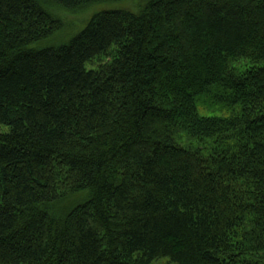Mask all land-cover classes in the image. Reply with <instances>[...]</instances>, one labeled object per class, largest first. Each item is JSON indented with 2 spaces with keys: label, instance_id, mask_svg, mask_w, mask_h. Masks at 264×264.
Returning <instances> with one entry per match:
<instances>
[{
  "label": "trees",
  "instance_id": "1",
  "mask_svg": "<svg viewBox=\"0 0 264 264\" xmlns=\"http://www.w3.org/2000/svg\"><path fill=\"white\" fill-rule=\"evenodd\" d=\"M121 1L0 0V264H264V0H138L38 47Z\"/></svg>",
  "mask_w": 264,
  "mask_h": 264
},
{
  "label": "rangeland",
  "instance_id": "2",
  "mask_svg": "<svg viewBox=\"0 0 264 264\" xmlns=\"http://www.w3.org/2000/svg\"><path fill=\"white\" fill-rule=\"evenodd\" d=\"M142 3L138 0H125L121 2H114V3H104L98 4L95 6L90 7L84 11H80L82 13H72L63 10H58V17L61 19L63 23V28L60 32L55 34L52 38L41 42L38 47L40 48H48V47H58L65 43H67L72 37L78 34L86 24L96 15L102 12L107 11H125V12H132L138 14L141 12ZM217 51V50H215ZM217 53V52H216ZM107 62V61H106ZM100 66V62H96L94 65V69ZM243 66L241 64L236 65V69L240 72ZM200 112L202 115L205 116H227L229 111L223 110H214L208 111L205 109L200 108ZM8 131V129L3 128L0 126V133ZM167 261L163 260L157 264H166Z\"/></svg>",
  "mask_w": 264,
  "mask_h": 264
}]
</instances>
